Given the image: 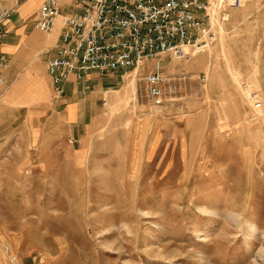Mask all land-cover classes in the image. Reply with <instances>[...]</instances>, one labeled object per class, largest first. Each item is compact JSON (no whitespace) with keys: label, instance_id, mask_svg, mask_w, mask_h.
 I'll return each instance as SVG.
<instances>
[{"label":"rangeland","instance_id":"obj_1","mask_svg":"<svg viewBox=\"0 0 264 264\" xmlns=\"http://www.w3.org/2000/svg\"><path fill=\"white\" fill-rule=\"evenodd\" d=\"M126 71L70 122L0 89V264H264V0L208 51Z\"/></svg>","mask_w":264,"mask_h":264},{"label":"built area","instance_id":"obj_2","mask_svg":"<svg viewBox=\"0 0 264 264\" xmlns=\"http://www.w3.org/2000/svg\"><path fill=\"white\" fill-rule=\"evenodd\" d=\"M248 1L79 0L81 12L63 17L61 40L47 62L55 97L65 95L70 80H84L93 72L106 76L120 69H138L162 55L188 59L208 51L229 18V8ZM12 15L11 9L0 10V88L5 85L2 70L8 63L2 46ZM59 15V0H45L34 20L35 29L51 32ZM144 79L146 98L163 104L166 76L153 71Z\"/></svg>","mask_w":264,"mask_h":264},{"label":"crops","instance_id":"obj_3","mask_svg":"<svg viewBox=\"0 0 264 264\" xmlns=\"http://www.w3.org/2000/svg\"><path fill=\"white\" fill-rule=\"evenodd\" d=\"M44 1L0 0V10L6 8L13 11L7 24L8 36L2 46V50L8 55V63L2 70V76L5 85L11 86L5 93L4 99L11 102L10 95L13 93L14 100L18 102L13 101L14 105H9L12 109L26 106L31 108L29 105L32 103H47L49 106L61 109L64 121L70 122L83 118L85 96L99 99L104 94L113 92L123 81L127 71L120 69L106 76L93 72L84 80H70L65 84L66 91L63 98L55 99L52 95L54 88L47 73V62L54 56L56 46L61 40L63 17L67 14L80 13L81 6L79 0H59L60 15L56 24L51 32L44 33L34 27V20ZM39 82L43 85L39 95H44L46 88L48 90L46 99L36 98L33 85ZM16 84L18 87L15 86ZM93 107L97 108L98 105Z\"/></svg>","mask_w":264,"mask_h":264},{"label":"bare ground","instance_id":"obj_4","mask_svg":"<svg viewBox=\"0 0 264 264\" xmlns=\"http://www.w3.org/2000/svg\"><path fill=\"white\" fill-rule=\"evenodd\" d=\"M43 83V82H42ZM33 87H34V89H35V92H36V94H38L39 95V93H40V91L43 89V85H41L40 84V82L39 83H35L34 85H33ZM11 96V95H10ZM8 99V98H7ZM233 217H234V215H233ZM250 227V226H249ZM250 231H255V229H253L252 227L251 228H246V233H248V232H250ZM256 232V231H255ZM253 237L254 238H257L258 236H257V233H254L253 234Z\"/></svg>","mask_w":264,"mask_h":264}]
</instances>
